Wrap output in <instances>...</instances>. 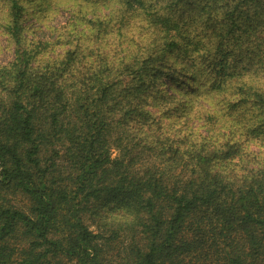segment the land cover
I'll return each instance as SVG.
<instances>
[{
	"label": "trees",
	"instance_id": "1",
	"mask_svg": "<svg viewBox=\"0 0 264 264\" xmlns=\"http://www.w3.org/2000/svg\"><path fill=\"white\" fill-rule=\"evenodd\" d=\"M40 1L0 0V264H264V0Z\"/></svg>",
	"mask_w": 264,
	"mask_h": 264
},
{
	"label": "rangeland",
	"instance_id": "2",
	"mask_svg": "<svg viewBox=\"0 0 264 264\" xmlns=\"http://www.w3.org/2000/svg\"><path fill=\"white\" fill-rule=\"evenodd\" d=\"M25 8V33L28 38L37 39L40 33H45L49 31L50 27L58 26L63 23L66 18V12L57 8V11H52L47 9L46 2L40 0H33L31 3H28V0H22ZM186 8H181L183 10ZM181 19H187V14L184 13L179 17ZM196 29V28H195ZM12 56V48L7 46V43L4 41V37L0 35V63L8 61ZM173 120V122H172ZM163 122L168 125V123H174L169 127L175 128L180 126L182 121L174 119V116L170 121L163 120ZM117 152L112 150V156Z\"/></svg>",
	"mask_w": 264,
	"mask_h": 264
}]
</instances>
